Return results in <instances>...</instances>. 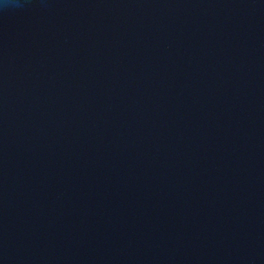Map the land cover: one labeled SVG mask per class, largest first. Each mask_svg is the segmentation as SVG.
Wrapping results in <instances>:
<instances>
[{"label":"water","instance_id":"obj_1","mask_svg":"<svg viewBox=\"0 0 264 264\" xmlns=\"http://www.w3.org/2000/svg\"><path fill=\"white\" fill-rule=\"evenodd\" d=\"M0 264H264V0H0Z\"/></svg>","mask_w":264,"mask_h":264}]
</instances>
